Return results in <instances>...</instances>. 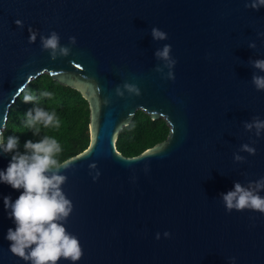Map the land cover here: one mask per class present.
<instances>
[{
  "label": "water",
  "instance_id": "1",
  "mask_svg": "<svg viewBox=\"0 0 264 264\" xmlns=\"http://www.w3.org/2000/svg\"><path fill=\"white\" fill-rule=\"evenodd\" d=\"M246 2L0 0V125L17 91L41 71L87 102L88 143L60 160L69 164L60 174L73 204L65 228L83 250L75 264H230L232 257L235 264H264V214L229 213L221 201L234 182L264 177V132L257 138L243 128L253 116L264 120V91L251 83L264 73L249 63L264 59V7ZM153 27L168 38L153 40ZM29 29L37 32L31 44ZM52 31L71 47L69 56L51 60L41 50L40 35ZM164 44L176 60L174 80L163 78L169 69L155 56ZM126 82L141 94L130 96ZM136 108L163 117L168 131L124 155L115 138ZM245 143L255 155L238 152ZM233 153L245 161L235 162ZM10 159L0 153V170ZM21 191L0 183V264H26L5 239L16 226L3 198L15 201Z\"/></svg>",
  "mask_w": 264,
  "mask_h": 264
},
{
  "label": "clouds",
  "instance_id": "2",
  "mask_svg": "<svg viewBox=\"0 0 264 264\" xmlns=\"http://www.w3.org/2000/svg\"><path fill=\"white\" fill-rule=\"evenodd\" d=\"M264 7V0H247L245 8L259 10ZM17 25L21 22L17 20ZM28 42L34 43L37 39V32L29 29ZM151 35L155 41H163L168 38L167 33L153 27ZM264 36V33H258ZM40 46L42 51H47L51 60L58 57H67L71 53V47L61 45L60 36L52 31L47 36L40 35ZM68 44L75 45L76 38L68 37ZM249 48L254 49V42L248 44ZM171 45L164 44L162 48L155 52L158 60L164 63L169 69L164 79L174 80L171 69L175 66L176 60L170 56ZM251 66L264 73V59L250 60ZM163 72L161 67L155 69ZM251 83L257 91H264V75L253 74ZM123 89L130 96H139L140 89L136 84L124 83ZM25 103H37L40 99H52L53 93L40 91L39 95L31 90L21 88L16 95ZM115 94L119 97L124 96V91L117 86ZM109 101L104 100L107 104ZM61 120L56 111L47 110L44 107L35 106L24 114L23 127L31 130L34 136L41 138L25 141L24 151H18L19 139L16 136H8L5 139L6 123L0 125V153L11 154L8 166L0 170V183H5L14 190H22L15 201L11 197L3 198L4 208L8 211V216L15 224V229L9 228L5 239L10 241L9 251L16 257L22 259L26 264H57L61 258L70 261L71 264L79 261L83 256V250L78 238L69 233L65 224L72 213L73 204L62 190V185L66 183L67 177L61 173L62 169L69 168V164L61 162L58 157L62 152L61 144L58 140L47 134H42V129H59ZM245 132L252 133L259 138L264 132V120L258 116H253L251 121L243 122ZM42 134V135H41ZM254 144L255 141H252ZM238 152H246L255 155L256 149L249 144H241ZM235 162H244L245 157L238 153H233ZM89 169H95L96 164L90 163ZM99 171L93 175V181L99 177ZM264 190V177L255 181H249L246 185L234 182L232 190L221 194V201L226 212L251 210L264 214V196L260 192ZM165 232L164 236L169 237ZM159 239V234L156 235ZM230 264H235V257L230 258Z\"/></svg>",
  "mask_w": 264,
  "mask_h": 264
},
{
  "label": "trees",
  "instance_id": "3",
  "mask_svg": "<svg viewBox=\"0 0 264 264\" xmlns=\"http://www.w3.org/2000/svg\"><path fill=\"white\" fill-rule=\"evenodd\" d=\"M39 95L40 91L53 93L52 99H40L37 103H25L20 97L15 96L10 103L5 119L8 136H16L19 139L18 151L23 152V145L27 140L38 141L41 137L34 136L31 130L23 127L24 114L35 106L44 107L47 110H55L61 120V126L57 129H42V134L55 137L61 144L62 152L58 159L78 152L84 148L89 140L88 133V106L86 100L78 90L59 83L46 71H41L30 78L22 87ZM168 131V125L163 117L150 118L142 109L136 108L127 121L121 125L115 138L117 149L124 155L135 154L144 147L164 138ZM41 134V135H42Z\"/></svg>",
  "mask_w": 264,
  "mask_h": 264
}]
</instances>
